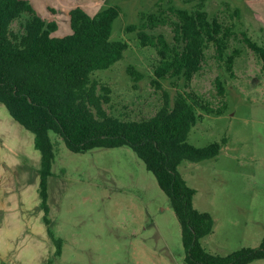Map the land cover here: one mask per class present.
<instances>
[{
  "label": "rangeland",
  "instance_id": "1",
  "mask_svg": "<svg viewBox=\"0 0 264 264\" xmlns=\"http://www.w3.org/2000/svg\"><path fill=\"white\" fill-rule=\"evenodd\" d=\"M28 1L43 19L56 21L53 37L71 32L72 7L81 6L89 14L110 5L119 7L110 39L128 46L121 59L92 74L110 89V101L104 104L109 113L146 118L163 103L164 93L172 101L178 91L224 109L219 115L198 109L201 117L187 136L196 146L225 138L219 153L199 161L184 159L178 170L195 189L193 205L213 217L212 232L200 240L207 251L226 255L241 247H257L264 238V67L242 33L264 45V0ZM198 5L230 29L225 54L239 50L232 72L209 43L190 81L167 77L159 79L157 87L151 82L158 61L156 49L141 46L136 29L126 27L136 24L138 29L141 17L161 14L165 23L159 21L146 30L170 39L176 19L172 8ZM18 27L17 21L11 24L13 30ZM130 64L143 73L141 79L133 81L127 73ZM216 76L224 82L223 94L217 92ZM51 138L55 156L48 178L49 217L55 236L62 239V249L60 255H46L40 264H186L181 226L171 201L131 148L73 152L58 135L51 133ZM31 149L37 157L29 156L30 164L40 157L33 145ZM248 264H264V258Z\"/></svg>",
  "mask_w": 264,
  "mask_h": 264
},
{
  "label": "trees",
  "instance_id": "2",
  "mask_svg": "<svg viewBox=\"0 0 264 264\" xmlns=\"http://www.w3.org/2000/svg\"><path fill=\"white\" fill-rule=\"evenodd\" d=\"M176 19L170 39L153 34L146 27L165 23L161 14L149 13L140 18V27L130 24L141 46L156 49L158 61L153 69L152 84L159 79L182 77L192 79L204 58V50L213 43L218 59L232 72L238 49L225 54L230 29L217 17H209L203 6L192 9L172 8ZM120 14L116 5L89 14L81 6L69 10L71 32L53 37L55 20L46 21L28 0H0V103L23 127L33 133L34 147L40 153L39 206L42 220L55 246L52 257L60 255L62 239L56 237L49 217L48 178L55 156L51 133L61 137L73 152L97 147L128 146L153 173L160 188L169 197L181 226L186 248V264H248L264 258V238L257 247H241L226 255L207 251L201 238L213 230L210 212L193 205L195 189L189 186L178 170L184 159L199 161L216 156L225 138L206 146L187 141L191 127L201 117L198 109L219 115L222 107L213 108L188 92L178 91L172 101L164 93V101L156 112L146 118L126 119L109 113L104 104L110 101V89L92 77L98 69L111 66L123 57L127 43L111 40L115 18ZM17 21V30L11 24ZM243 40L263 62L264 45L248 36ZM133 81L143 73L133 65L126 67ZM219 94L224 82L215 78ZM225 108V107H224ZM50 261V258H48Z\"/></svg>",
  "mask_w": 264,
  "mask_h": 264
},
{
  "label": "crops",
  "instance_id": "3",
  "mask_svg": "<svg viewBox=\"0 0 264 264\" xmlns=\"http://www.w3.org/2000/svg\"><path fill=\"white\" fill-rule=\"evenodd\" d=\"M32 145L34 147L33 133L29 134V130L19 124L5 105L0 103L2 264H40L53 251L51 239L42 220L43 210L39 206L40 157L38 162L29 163V156H36L31 149Z\"/></svg>",
  "mask_w": 264,
  "mask_h": 264
}]
</instances>
